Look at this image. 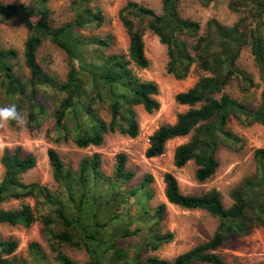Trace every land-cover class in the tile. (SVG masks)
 <instances>
[{
  "label": "trees",
  "instance_id": "obj_1",
  "mask_svg": "<svg viewBox=\"0 0 264 264\" xmlns=\"http://www.w3.org/2000/svg\"><path fill=\"white\" fill-rule=\"evenodd\" d=\"M92 0H71L72 18L57 26L49 24V0H31L28 4H0V17H19L28 30L24 41V65L14 69L16 50L0 47V91L2 97L16 104L25 117V125L33 128L48 115L54 120L56 140L71 139L76 146H100L108 133L119 132L134 138L139 133L135 106L147 113L158 110V85L140 79L135 68H146L143 35L155 34L166 46V70L184 79L196 67L201 74L184 91L174 96L178 104L188 108L179 112L170 124L159 125L148 137L144 151L147 158L162 155L167 142L188 137L173 149L177 168L193 161L194 176L204 181L218 167L217 150L221 144L237 148L242 139L229 127L231 119L243 126H264V0H230L229 7L238 17L224 24L211 17L200 32L199 22L181 15L180 0H161L160 11L134 0H127L118 16L128 36L125 52L107 51L110 34L102 37L84 34L86 28H97L105 20ZM207 6L213 0H198ZM19 15V16H16ZM62 48L68 59L64 79L47 72L37 60V50L44 39ZM248 45L258 71L261 86L256 106L237 99L225 91L237 81L246 96L256 86L250 73L238 65V57ZM51 98L54 100L52 101ZM49 109L51 112L49 114ZM106 109L109 119L102 116ZM16 125L15 122H11ZM52 176L57 184L50 190L36 181L25 182L23 174L36 165L35 155L22 154L18 147L4 149L0 162V224L30 227L36 220L35 208L21 202L16 208H5L9 200L35 199L42 213L43 235L53 255L50 259L42 246L28 244L27 258L13 254L18 240L0 238V264H78L63 246L85 250L84 264H229L217 249L231 235L248 233L253 227L264 228V148L254 150L256 172L242 179L230 190L229 206L213 188L199 194L183 193L173 173L165 172V197L171 204L186 209H202L218 218L212 236L168 260L151 254L172 240L170 231L160 232L165 204L144 209L132 227L131 220L123 228L107 230L111 221L120 218L116 205L120 194L134 195L145 190L151 181L145 175L139 186L123 190L134 172L126 167V155L118 153L110 175L104 174L98 153L84 156L78 167L66 166L54 148L47 150ZM121 201V200H120ZM119 202V201H118ZM142 203L146 206L145 201Z\"/></svg>",
  "mask_w": 264,
  "mask_h": 264
},
{
  "label": "rangeland",
  "instance_id": "obj_2",
  "mask_svg": "<svg viewBox=\"0 0 264 264\" xmlns=\"http://www.w3.org/2000/svg\"><path fill=\"white\" fill-rule=\"evenodd\" d=\"M31 0H0V4H28ZM71 0H49L51 10L49 24L57 26L72 18L70 11ZM127 0H92L91 6H98L104 14L105 20L100 27L86 28L84 34L99 36H112V43L107 51L125 52L128 46V36L121 24L118 13ZM159 12L161 0H134ZM230 0H213L207 6H202L198 0H180L179 9L181 15L189 17L200 24V32L204 30L206 21L214 17L224 24H232L238 17L237 12L229 7ZM19 16V15H16ZM28 35L27 28L19 17H10L3 20L0 17V47L12 48L17 52L14 69L21 68L27 73L24 65V41ZM145 54L149 60L146 68H135L137 76L142 80L154 81L158 85L156 98L160 103L158 110L147 113L141 105L135 106L139 121V133L131 138L119 132L108 133L100 146H88L80 148L71 140L57 138L54 128V120L50 115L33 127L25 125H13L11 122L0 128V157L6 148L18 147L22 154L32 153L36 158V165L23 174L25 182L36 181L50 190H55L57 184L52 176V169L48 161L47 150L54 148L60 155L66 166L76 169L82 157L92 156L98 153L101 160V168L104 174L112 173L115 158L118 153L126 155V167L134 172V176L127 184H122L123 190L133 186H139L145 175L151 176V181L145 190L140 189L134 195L120 194L116 205L120 208V218L112 220L107 230L115 227L127 226L131 220V226L144 209L153 208L161 203L165 204L164 218L158 225L160 232L170 231L173 233L172 240L162 244L151 254L171 260L194 245L209 239L214 233L218 218L202 209H186L171 204L165 197V183L163 175L171 172L176 177L179 188L186 194H199L210 189H217L225 206L232 202L230 190L242 179L256 172L254 150L264 148V126L253 123L243 126L237 120L231 119L228 127L238 135L242 141L237 148H231L221 144L217 150L218 167L214 174L204 181H198L194 172L196 165L193 161L187 162L183 167L177 168L173 164L174 147L188 139V137L174 138L167 142L165 152L156 157L147 158L144 151L148 145V137L161 124L173 123L179 112L185 111L188 106L178 104L174 96L177 92L188 89L201 74L193 67L184 79H177L166 70L167 54L166 46L158 37L146 30L143 35ZM37 60L42 67L52 75L64 79L68 70L66 52L51 42L44 39L37 50ZM238 65L250 73L256 86L244 96L238 89L237 81L233 80L225 91L237 99L246 101L253 106L259 102L261 86L258 71L254 65L253 56L248 45L244 46L238 57ZM52 101H54L51 98ZM11 102L2 97L0 91V107L10 106ZM51 109H49V114ZM104 118L109 119L106 109L101 110ZM3 167L0 162V178ZM121 200V201H120ZM119 201V202H118ZM145 201L146 206L142 203ZM21 202L29 203L35 208L36 220L30 227L19 225L12 226L7 223L0 224V238L18 240V247L13 253L20 258H27L28 244L38 242L45 250L50 259L53 255L48 246L47 238L43 235V225L40 220L42 209L37 206L35 199L31 197L20 201L9 200L3 204L5 208H16ZM62 250L78 264H84L88 260L85 250L69 246H63ZM229 264H264V228L253 227L248 233L239 236H229L217 249ZM196 264H206L198 262Z\"/></svg>",
  "mask_w": 264,
  "mask_h": 264
},
{
  "label": "clouds",
  "instance_id": "obj_3",
  "mask_svg": "<svg viewBox=\"0 0 264 264\" xmlns=\"http://www.w3.org/2000/svg\"><path fill=\"white\" fill-rule=\"evenodd\" d=\"M9 122H15L18 126L25 122L24 115L18 110L16 104L0 107V128L4 127Z\"/></svg>",
  "mask_w": 264,
  "mask_h": 264
}]
</instances>
